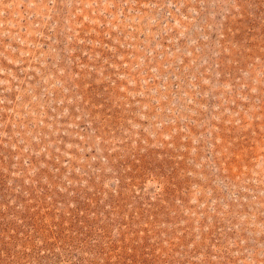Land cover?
Segmentation results:
<instances>
[{
	"label": "rangeland",
	"instance_id": "374dc122",
	"mask_svg": "<svg viewBox=\"0 0 264 264\" xmlns=\"http://www.w3.org/2000/svg\"><path fill=\"white\" fill-rule=\"evenodd\" d=\"M0 264H264V0H0Z\"/></svg>",
	"mask_w": 264,
	"mask_h": 264
}]
</instances>
